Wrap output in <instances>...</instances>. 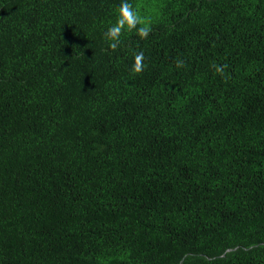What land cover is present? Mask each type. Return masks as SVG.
Listing matches in <instances>:
<instances>
[{"label": "trees", "instance_id": "16d2710c", "mask_svg": "<svg viewBox=\"0 0 264 264\" xmlns=\"http://www.w3.org/2000/svg\"><path fill=\"white\" fill-rule=\"evenodd\" d=\"M121 2L0 0V264H264V0Z\"/></svg>", "mask_w": 264, "mask_h": 264}, {"label": "clouds", "instance_id": "9594fccd", "mask_svg": "<svg viewBox=\"0 0 264 264\" xmlns=\"http://www.w3.org/2000/svg\"><path fill=\"white\" fill-rule=\"evenodd\" d=\"M135 33L140 39H147L152 32V23L150 18L144 16L139 11L138 6H134L129 0H122L117 9L115 23L112 24L104 33V40L112 52L120 49L124 33ZM144 53H134V63L131 69L133 75H139L144 70ZM178 68L184 67L183 60H177ZM217 74L223 75L224 67L214 65Z\"/></svg>", "mask_w": 264, "mask_h": 264}]
</instances>
